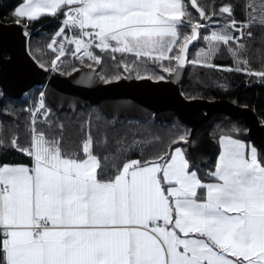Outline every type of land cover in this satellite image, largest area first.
<instances>
[{
  "label": "snow or ice",
  "instance_id": "1",
  "mask_svg": "<svg viewBox=\"0 0 264 264\" xmlns=\"http://www.w3.org/2000/svg\"><path fill=\"white\" fill-rule=\"evenodd\" d=\"M4 7V19L29 38L21 71L40 79L23 93L31 97L20 110L27 113L23 138L18 119L7 133L0 123V264H264V117L255 128L239 116L220 118L210 133L215 160L202 175L206 141L196 122L174 119L167 138L153 134L147 118L143 131H115L122 117L128 121L123 106L93 105L66 146L75 122L59 116L70 101L54 83L74 73L79 88L132 78L159 83L191 64L264 84V63L253 67L247 55L251 29L264 28V0H15ZM44 17L59 27L44 47L33 46L30 26ZM194 42L201 46L189 59ZM222 52L230 64L216 63ZM16 59L0 48V65ZM5 98L2 114L18 117L0 87Z\"/></svg>",
  "mask_w": 264,
  "mask_h": 264
},
{
  "label": "water",
  "instance_id": "2",
  "mask_svg": "<svg viewBox=\"0 0 264 264\" xmlns=\"http://www.w3.org/2000/svg\"><path fill=\"white\" fill-rule=\"evenodd\" d=\"M199 43L190 45V50ZM0 48H7L15 55L16 62L9 65H0V87H7L9 97L20 100L23 93L29 91L35 81L40 79V74L21 71L23 60L27 57L28 38L23 36L22 29L12 23L0 20ZM3 52L4 59H8L9 52ZM189 58V57H188ZM88 69L85 68V72ZM187 65L181 70L178 77H172L164 82L138 81L134 78L123 79L112 85L99 84L89 88L75 86V81L80 79L79 73H74L72 79L57 75L54 83L63 91L59 93L62 98H67L70 104L65 105V110L73 114L96 104L112 109L114 106H123L128 119L145 120L152 118L155 113V122L166 124L174 119L188 122H196L198 137H202L206 143L204 151L199 158L200 168L207 166L215 157L214 142L210 137V131L220 118L229 115L239 116L245 121V126L258 127L259 119L250 108L241 107L237 102L227 99L208 100L206 98L186 99L181 95L180 86L183 83ZM52 100V92L49 91V102ZM207 115L203 122L198 121V116ZM123 119V117L121 118Z\"/></svg>",
  "mask_w": 264,
  "mask_h": 264
},
{
  "label": "trees",
  "instance_id": "3",
  "mask_svg": "<svg viewBox=\"0 0 264 264\" xmlns=\"http://www.w3.org/2000/svg\"><path fill=\"white\" fill-rule=\"evenodd\" d=\"M205 0H201V3H204ZM15 3V0H0V20L5 23H11L8 20H5L4 17L7 15L9 9L4 7L5 4ZM237 18L241 17L239 8L236 11ZM59 27L58 21L51 17H44L38 22L33 23L30 26L32 32L31 43L33 46L44 47L46 43L50 40L52 33ZM251 31L253 36L251 40L247 41V55L249 56L253 67H259L260 64L264 63V28L254 26ZM29 43V39H28ZM201 45L198 44L194 46L189 52V59H192L195 55L197 48ZM6 56V53L4 52ZM50 55V51L45 48V56ZM131 58V57H130ZM106 59V63H107ZM216 63L218 64H230L231 60L227 57L225 53H221L216 58ZM246 77L243 74L236 72H228L217 69H209L207 67L199 65H187V71L183 83L180 86L181 93H185L188 96L194 98H206L208 100H217V99H227L230 101L235 100L240 106L247 105V108H250L255 113L258 119L264 117V84L253 82L248 85L245 83ZM224 84L227 87L225 92L221 89L220 85ZM185 97V96H184ZM31 97L27 100L23 97L20 100H15V107L18 112V117H10L3 115V106L6 105L9 101L8 98L0 100V123L5 126V133H7V126L10 122H14L15 119H18L21 125V137L23 138L22 128L23 124L27 118V113L20 111L25 104L30 103ZM92 107V106H91ZM91 107H88L84 110H79L73 115L70 112H61L59 116L66 121L71 118L73 123H69L68 127L65 130L66 137V146H71L78 137H79V120L80 118H87L88 112ZM148 125L151 128L153 134L159 135L161 137L167 138L171 134L170 125L173 120L166 124H160L155 122L153 118H149ZM130 121L131 123H129ZM121 121L116 125L115 131H120L127 127H134L138 130L143 131L145 128L144 120H133L128 119ZM139 121V123H137ZM217 123L214 124L215 127ZM212 127V129H213ZM212 129L210 133L212 132ZM113 135V130L109 131V136ZM160 145H156L155 148L158 149ZM154 149L149 148V151ZM7 155L9 158H16L17 154L14 152H8ZM214 159L207 165L202 167L201 174L203 175L204 171L207 170L214 163Z\"/></svg>",
  "mask_w": 264,
  "mask_h": 264
}]
</instances>
